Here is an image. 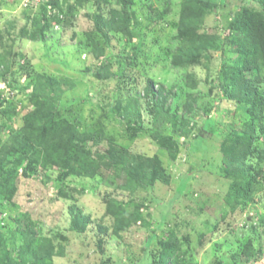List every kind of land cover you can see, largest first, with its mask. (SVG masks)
I'll return each mask as SVG.
<instances>
[{"label":"rangeland","instance_id":"rangeland-1","mask_svg":"<svg viewBox=\"0 0 264 264\" xmlns=\"http://www.w3.org/2000/svg\"><path fill=\"white\" fill-rule=\"evenodd\" d=\"M26 1L0 0V147L27 113L55 107L101 167L88 176L1 153L0 264H158L166 245L182 264H264V130L248 156L229 154L249 136L236 75L256 71L228 25L255 1L188 8L197 16L184 27L197 30L181 37L187 0H133L131 40L103 25L122 0H61L35 36L49 0ZM233 166L261 184L243 204L230 203L243 184Z\"/></svg>","mask_w":264,"mask_h":264},{"label":"trees","instance_id":"trees-1","mask_svg":"<svg viewBox=\"0 0 264 264\" xmlns=\"http://www.w3.org/2000/svg\"><path fill=\"white\" fill-rule=\"evenodd\" d=\"M256 3L255 8H251L248 2L240 5L236 11L231 12V20L228 25L229 34L232 36L233 41L238 44V51L244 59L245 69L256 71V76L236 75V83L238 84V94L235 96L237 102L240 103L241 109L244 114H247L245 119L244 130L248 132L249 136L240 135L238 137L233 151L229 152L230 156L237 157L238 152L243 154L244 157L248 156V151L253 152V144L255 140L262 135L264 130V93L260 90L261 84L264 83V0H253ZM122 7L120 9H114L110 18L106 19L103 25L107 26L109 30L120 31L128 39H133L138 33L132 30L131 22L134 19V12L130 9V5L133 0H122ZM42 7L40 13L35 16L34 25L36 29L32 36L37 35V32L43 35L45 29L49 26V6L53 10L63 11V5L61 0H49L48 3L40 4ZM48 5V6H47ZM211 7H216L212 1L205 0H187L184 3V10L180 18V27L182 33L181 37H187L194 34L197 30L196 24L184 27L185 24L192 18L197 16V13L193 16L194 12H190L188 15V8H199L202 11ZM69 11L74 9L71 4L68 6ZM197 12L201 14L200 9ZM204 12V11H203ZM104 26V28H105ZM103 30V26L99 27ZM243 31L242 36L235 35V31ZM235 70L237 68L235 67ZM234 71V70H233ZM236 84V85H237ZM146 102L154 112L153 99L155 97V90L152 83H149L145 89ZM54 97L53 94L49 95V98ZM49 100L48 102H50ZM47 104V101L45 102ZM56 108L53 107L48 112L42 113L40 107L26 114L24 125L15 133H12L8 140L2 143L0 147L1 153H14L15 157L20 158L17 162L21 163V160L31 159L33 163H40L44 167H59L66 168L70 172L75 174H84L92 176L96 174L97 170L101 167L99 162L91 159L87 152L80 148L79 139H76L72 130L73 125H69L66 120L58 121L56 119ZM63 128V129H62ZM259 130L258 135L255 133ZM72 131V133H71ZM76 132V131H74ZM71 134V135H69ZM77 135V132L75 133ZM78 138V137H77ZM163 138H172L169 136H163ZM237 151V153H236ZM40 161V162H39ZM4 162L0 163V169L3 168ZM6 163V162H5ZM15 163H11L14 164ZM7 165V164H6ZM229 173L234 176L242 177V186H235L230 191V203L232 205L243 204L245 199L250 197L252 187L251 182L255 184V190L260 188V181H257L256 174L252 168H236L233 166ZM6 168V166H5ZM3 168V170L5 169ZM158 174H156L157 176ZM251 179V181H250ZM257 185V186H256ZM233 190V191H232ZM33 238L26 239L28 247H34ZM35 241V240H34ZM173 245H166L165 250L167 257L160 260L158 264H167L170 260V264H182L180 258L175 254L172 255ZM252 244L249 242L247 248H251ZM248 249L245 252H248ZM42 254L40 245L34 249V252Z\"/></svg>","mask_w":264,"mask_h":264},{"label":"built area","instance_id":"built-area-1","mask_svg":"<svg viewBox=\"0 0 264 264\" xmlns=\"http://www.w3.org/2000/svg\"><path fill=\"white\" fill-rule=\"evenodd\" d=\"M28 1V2H27ZM25 5L28 6L31 2H37V0H27ZM40 1V0H39ZM40 3H37V5Z\"/></svg>","mask_w":264,"mask_h":264}]
</instances>
